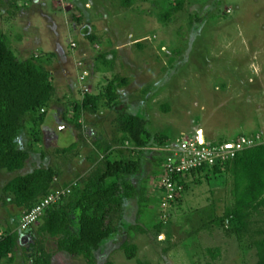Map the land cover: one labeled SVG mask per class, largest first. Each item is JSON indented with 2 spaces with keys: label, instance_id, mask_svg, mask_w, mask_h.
Listing matches in <instances>:
<instances>
[{
  "label": "rangeland",
  "instance_id": "rangeland-1",
  "mask_svg": "<svg viewBox=\"0 0 264 264\" xmlns=\"http://www.w3.org/2000/svg\"><path fill=\"white\" fill-rule=\"evenodd\" d=\"M24 1L14 16L4 2L0 5V30L19 57L45 59L55 94L37 151L22 170L0 173V189L17 174L39 166L58 170L59 184L86 174L93 167L89 155L95 142L119 147L116 118L131 107L148 118L151 132L168 135L167 150L195 130H202L210 144L256 132L264 142V0H182L165 22L160 16L177 1ZM115 74L129 78L119 89L120 101L97 113L83 112V126L77 128L74 102L85 93L104 91ZM28 139V132L22 134L23 143ZM73 142L75 147L62 151ZM167 150L147 149L142 170L133 178L135 184L148 178L147 196L160 185L162 178L153 171ZM186 181L181 200L167 210L149 204L138 217L136 199L126 203L123 220L144 229L132 234L137 255L129 259L119 249L124 234L103 248L96 264L107 258L114 264H255L254 250L245 242L220 227H204L210 207L222 215L232 204L231 182L225 175L209 182L202 178L201 183L188 176ZM2 204L0 199V233L18 227L21 213ZM160 218L164 227L155 236L153 223ZM30 242L28 235L20 237L14 260L1 264H43L36 261ZM45 247L50 264H87L83 257L59 251L53 240ZM207 248H219L216 258Z\"/></svg>",
  "mask_w": 264,
  "mask_h": 264
},
{
  "label": "trees",
  "instance_id": "trees-1",
  "mask_svg": "<svg viewBox=\"0 0 264 264\" xmlns=\"http://www.w3.org/2000/svg\"><path fill=\"white\" fill-rule=\"evenodd\" d=\"M175 1L173 8L160 16L164 22L181 8L182 0ZM3 2L11 16L26 4L24 0H0V5ZM89 38L99 42L95 35L91 34ZM44 61L33 55L25 59L19 57L0 30V173L22 170L42 140L41 127L55 94L52 74ZM128 83L129 78L115 74L101 93L83 94V98L73 104L75 126L82 128L83 112L93 114L101 108H113L120 101L119 89ZM135 109L123 110L116 118L120 137L115 143L119 147L109 142H95V149L89 155L93 167L86 174L59 184L58 170L39 166L17 174L1 187L2 205L11 204L21 209L19 220L24 212L30 211L56 189L69 188L70 191L58 202L49 204L35 224L24 229L18 224V227H7L0 233V264L14 260L18 240L23 235L29 236L35 259L43 264H50V254L45 247L49 239L55 241L59 251L76 258L83 257L87 264H96L98 254L109 242L127 234L119 249L129 259L136 257L138 247L132 234L144 229L123 220L124 205L136 199L138 217L144 215L149 204H155L154 209L160 208L162 193L157 189L155 194L147 196L148 178L138 184L133 178L142 170L147 149L163 150L170 142L164 132H151L148 118ZM25 132L29 139L23 143L21 136ZM241 136L254 140L253 144L222 163L203 164L192 170L190 176L201 183L202 178L209 182L215 176L225 175L226 181L231 182L232 204L225 207L222 215L214 212V206L210 207L207 210L210 219L204 227L217 226L228 235H234L239 242L246 243V248L254 250L255 264H264V142L256 132L240 134L233 141L224 140L213 145L236 142ZM75 145L73 142L62 151L67 152ZM163 158L161 155L155 161L157 169L153 172L156 176L163 175ZM173 178L181 189H176L171 205L179 202L188 188L181 175L176 174ZM163 221L160 218L153 223L155 236L161 233ZM207 253L216 258L219 248H207ZM102 264L114 262L107 258Z\"/></svg>",
  "mask_w": 264,
  "mask_h": 264
},
{
  "label": "built area",
  "instance_id": "built-area-1",
  "mask_svg": "<svg viewBox=\"0 0 264 264\" xmlns=\"http://www.w3.org/2000/svg\"><path fill=\"white\" fill-rule=\"evenodd\" d=\"M200 131L202 130H197L191 137L177 139L175 145L168 150L163 149L167 152L164 153L161 164L163 175L157 188L163 195L160 206L162 210H167L170 207V200L174 199L176 189H181V186L174 181V175L179 174L187 180L192 170L203 164L211 166L222 163L254 142L252 139L241 136L236 142L213 145L206 142L204 134L201 136ZM69 191V188H58L50 193L30 211L24 212L20 216L19 227L24 229L30 224H35L49 204L58 202Z\"/></svg>",
  "mask_w": 264,
  "mask_h": 264
},
{
  "label": "bare ground",
  "instance_id": "bare-ground-1",
  "mask_svg": "<svg viewBox=\"0 0 264 264\" xmlns=\"http://www.w3.org/2000/svg\"><path fill=\"white\" fill-rule=\"evenodd\" d=\"M201 136H202V132H200Z\"/></svg>",
  "mask_w": 264,
  "mask_h": 264
},
{
  "label": "clouds",
  "instance_id": "clouds-1",
  "mask_svg": "<svg viewBox=\"0 0 264 264\" xmlns=\"http://www.w3.org/2000/svg\"><path fill=\"white\" fill-rule=\"evenodd\" d=\"M203 132V131H202Z\"/></svg>",
  "mask_w": 264,
  "mask_h": 264
}]
</instances>
